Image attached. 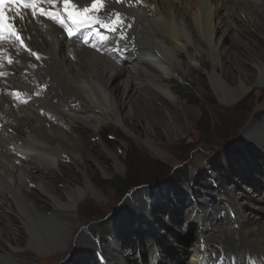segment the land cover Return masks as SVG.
Wrapping results in <instances>:
<instances>
[{"label":"bare ground","instance_id":"1","mask_svg":"<svg viewBox=\"0 0 264 264\" xmlns=\"http://www.w3.org/2000/svg\"><path fill=\"white\" fill-rule=\"evenodd\" d=\"M94 2L69 0L65 8L63 0H54L49 7L59 19L23 14L16 26L23 43L0 44V210L14 212L27 235L20 246L0 221V249L8 247L4 255L0 252V264H18L16 253L27 248L50 255L66 250L73 228L81 227L72 219L78 200L86 190L101 196L85 161L103 174L108 171L106 159L113 170L123 168L100 131L115 126L133 134L124 123L128 116L146 117L148 130L154 131L153 112L163 114L159 124L167 129L164 113L179 117L167 107L178 105L168 80L183 79L185 67L203 68L212 91L225 104L238 100L252 83L264 85V47L255 41L264 42V6L260 9L249 0H102L92 9ZM117 14L119 22L113 23ZM247 29L256 32L255 39L239 38ZM218 30L222 33L216 36ZM232 36L248 45L247 54H232L224 45ZM245 63L253 70L247 71ZM78 123L88 138L79 136ZM254 129L249 135L263 142L264 123ZM145 140H150L147 134ZM61 163L82 176V185L58 173ZM252 196L251 203L236 201V231L224 232L208 249L197 242L179 245L183 252L190 247L191 264H264V197L261 192ZM135 198L115 214L118 225L125 220L118 222L123 214L140 217L135 208L147 215L149 204ZM45 202L55 215L42 210ZM120 227L133 233L126 222ZM202 229L207 230L204 222ZM80 233L78 244H90V237ZM139 242L140 258L131 256L124 264H159V258L172 264L153 240L144 260L141 237Z\"/></svg>","mask_w":264,"mask_h":264},{"label":"rangeland","instance_id":"2","mask_svg":"<svg viewBox=\"0 0 264 264\" xmlns=\"http://www.w3.org/2000/svg\"><path fill=\"white\" fill-rule=\"evenodd\" d=\"M249 2L260 9L264 6V0ZM189 9L188 6L187 11ZM229 19L233 21V17ZM248 31L239 38L244 35L255 39L256 32ZM221 33L218 30L216 36ZM239 38L228 37L223 43L233 50L232 54L243 56L249 48ZM245 38L243 40L251 44ZM255 41L264 47L263 41ZM244 65L247 71L254 68L247 63ZM182 74L183 79L173 76L168 80V87L178 105L167 107L176 111L179 117L175 119L164 113L167 129L159 124L163 114L153 112L154 131L148 130L146 117L139 120L133 116L124 120L126 128L133 134L124 133L115 126H106L100 131L101 140L121 157L123 168L122 171L113 170L106 159L108 171L103 174L89 160L85 161L101 196L96 197L86 190L78 200L72 219L81 227L73 228L66 250L50 255L33 248L23 249L16 253L18 264H124V260L131 256L140 258L137 253L140 237L145 247L144 260L152 251L149 244L153 240L157 248L168 256L170 263L191 264L190 247L183 252L180 244L188 246L197 242V245L208 249L220 240L224 232L229 231L230 235L231 231L237 230L233 221L236 217L233 209H239L236 201L251 203L252 195L259 192L264 197V141L249 135L255 132L252 130L254 125L264 123V85L252 83L238 100L225 104L212 91L203 68L197 66L189 70L185 67ZM88 83L91 84L90 81ZM77 126L79 136L88 138L83 124L78 123ZM146 134L150 137L148 141L145 140ZM120 141L125 145L118 148ZM66 165L61 163L58 173L82 185V176ZM245 176L253 178L250 180L253 182L242 180L241 177ZM114 178L121 179L122 184L114 187L110 182ZM26 194L29 195V191ZM133 197H138L134 202H147L150 210L144 215L135 208L141 215L134 218L120 212L123 215L118 222L125 220L118 225L115 214L121 207L131 205L128 200L132 201ZM43 204L42 210L53 215L51 204ZM0 217V221L6 223L11 238L24 246L27 235L20 219L8 210H0ZM57 218L51 220L56 221ZM122 222H126L133 233L129 234L125 227H120ZM202 222L207 230L202 229ZM103 224L105 229L101 227ZM81 231L84 234L86 231L90 244H78ZM125 239L130 244L125 245ZM7 248L4 246L0 252L4 255ZM162 262L163 259L159 258V264Z\"/></svg>","mask_w":264,"mask_h":264},{"label":"snow or ice","instance_id":"3","mask_svg":"<svg viewBox=\"0 0 264 264\" xmlns=\"http://www.w3.org/2000/svg\"><path fill=\"white\" fill-rule=\"evenodd\" d=\"M4 0H0V4H3ZM10 3H13V4H16V3H22L23 6L25 8H28V9H32L33 11V15H35L37 13V11H40L41 14H45L42 10L38 9L37 8V5L41 2V0H9ZM46 2L48 3H53L54 0H46ZM63 3H64V6L65 8L68 7L69 5V0H63ZM102 3V0H96V2H94L92 4V9H96L97 8V5ZM85 12H89L90 9H84ZM51 18L53 19H59L55 13H47ZM23 18V17H21ZM86 20L88 22H92V18L91 17H88L86 18ZM60 23H64L63 20H59ZM83 21L81 22H77V23H82ZM98 22V21H97ZM119 22V14H117V20L116 21H113V23H117ZM3 23V12H0V24ZM107 26V25H106ZM115 30V29H113ZM9 35H12V36H17V33L15 32H10ZM3 37V33L0 32V38ZM17 38L19 39V37L17 36ZM21 43H23V41L21 40ZM33 55H36L35 53H33ZM37 59H39V56L37 55ZM9 63H11V61H9ZM0 75H4V73H0ZM16 95H19L18 93Z\"/></svg>","mask_w":264,"mask_h":264},{"label":"trees","instance_id":"4","mask_svg":"<svg viewBox=\"0 0 264 264\" xmlns=\"http://www.w3.org/2000/svg\"><path fill=\"white\" fill-rule=\"evenodd\" d=\"M110 182H111V184H112L114 187H117L118 185L122 184L121 179H119V178L111 179ZM104 223H105V222H104ZM104 225H105V224H103V226H101V227H103L102 229H105ZM100 229H101V228H100Z\"/></svg>","mask_w":264,"mask_h":264}]
</instances>
